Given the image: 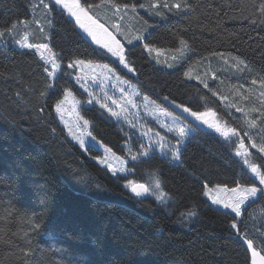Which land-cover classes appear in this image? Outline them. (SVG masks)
I'll return each mask as SVG.
<instances>
[{"label":"trees","instance_id":"1","mask_svg":"<svg viewBox=\"0 0 264 264\" xmlns=\"http://www.w3.org/2000/svg\"><path fill=\"white\" fill-rule=\"evenodd\" d=\"M138 2L147 5V0ZM188 3L192 12L176 15L164 10L163 19L145 14L143 8H138L143 17L131 13L132 29L145 39L131 51L126 47V68L116 58L96 55L99 46L81 33L66 11L54 8L48 24L39 0H0V30L16 24L22 33L24 21L38 19L40 25H29L28 41L48 44L61 65L53 79L44 71H51L50 65L35 49L14 42L20 36L0 39V264H251L250 247L241 234L264 253V199L251 201L235 217L205 195L207 188H234L228 183L233 176L241 184L251 183L231 133L225 137L195 125L177 158L152 149L148 157L132 162L130 156L143 140L124 132L96 103H87L88 93L75 83L77 68L71 76L63 75L70 71L69 61H98L136 83L142 95L164 104L174 101L193 112L212 110L225 128L244 137L240 151L252 153L251 162L264 172V162L247 138L253 135L259 143L264 133L249 132L244 115L236 111L247 112L264 99H257L264 92L257 79L264 77V15L259 9L264 0H255L256 6L252 0ZM103 12L112 15L109 8ZM145 20L153 26L147 32ZM132 29H127L130 37ZM144 43L181 57L163 64L165 58L155 50L149 53ZM237 64L247 68L240 72ZM49 83L53 87H47ZM67 90L80 100L91 134L126 159L131 172L113 173L95 160L101 151L94 146L84 149L69 136L54 111ZM248 96L253 103L244 99ZM250 118L260 125L258 113ZM126 143L134 147L129 150ZM156 180L167 194L165 202L156 198L158 192L152 194ZM129 181L152 191L136 196ZM233 221L240 234L232 228Z\"/></svg>","mask_w":264,"mask_h":264},{"label":"snow or ice","instance_id":"2","mask_svg":"<svg viewBox=\"0 0 264 264\" xmlns=\"http://www.w3.org/2000/svg\"><path fill=\"white\" fill-rule=\"evenodd\" d=\"M253 6L255 5V0H252ZM39 4L42 6V10L44 11L45 18L47 20L48 24H51L50 15L53 12L54 8L61 9V14H63V11H66L69 15V17L74 18L75 24L79 26V28L83 29V31L87 34V36L91 37V41H93L96 45L99 46L98 49H94L96 52V55L101 56L103 58L113 57L116 58V63L124 65V67H128L126 61H125V55H124V45L120 42V40H117L116 35L114 33L119 34L122 36V38L127 42L129 45V51L139 46V42L143 41L145 39V36L143 34H137L133 35L131 39H129L128 35L124 33L122 30V27L118 23H112L111 19L108 20L109 27L112 28V31L110 32L108 27H105L104 24L100 23L98 19H96L95 15H90V13H97L103 8H109L112 10V19H119L123 20L125 16L128 13H132L134 16H138V8H145L147 6L149 12L154 16H159L162 19L164 18V10H166L169 13H175L176 15H180L181 13H187L192 12L193 8L188 3V0H175V2H171V0H147V5L145 3H139L137 2H127V3H116L115 0H100L99 4L95 3H89V0H84V3H81V0H48V3H45V0H39ZM36 5H33L35 7ZM260 13L261 15H264V3H261L259 5ZM264 23V20L261 21ZM147 27L144 29L145 32H147V28L153 27L152 25H148L147 21H143ZM24 30L21 33V30L18 29L16 24H13L10 28L5 30H0V39L4 38L5 35L8 36H20L19 39H14V42L17 43L21 48H27V49H35L40 53L41 58L46 62V64L50 65L51 71H49L48 67L44 68V71L48 74L49 77L55 79L57 78V72L60 70L61 65L56 61L54 58L51 49L49 48V45L46 43L43 44H32L28 43V36H29V25L35 24L40 25V21L38 19L33 18L32 21H24ZM41 33L44 32V28L41 25L38 29ZM148 36L151 37V32H148ZM136 41L137 43H134ZM181 45H185L186 41L183 39L180 40ZM144 49H147L149 53L152 51H160L159 49H154L152 45L144 43L142 45ZM47 49L49 52L48 56L44 55V51ZM213 55H221L219 53H213ZM243 61H240V64H243ZM87 64L89 69L92 68H99L106 70L107 72H114L115 70L112 68H109L108 64H93L91 60L85 61L81 59H76L73 61H69L66 65V69L70 71H65L63 75L71 76V71H74L77 67H80L81 69L84 68V66ZM240 64H237L236 67L240 72H244L245 68H247V65H245L244 68L240 67ZM168 67H173V65L169 64ZM250 71V70H249ZM185 75H188V73H185ZM199 79V77H196ZM243 78V77H242ZM95 79V77H93ZM118 79V78H117ZM259 80V83L262 88H264V77H257ZM257 79H253L252 83L255 85L257 83ZM75 83L77 85H80L83 92L88 93L89 99L87 101L88 104H92L93 100H96L97 103L99 102L98 99L89 92L88 85L85 83V77L82 76H76L75 77ZM47 87L51 88L53 87L52 83H49ZM204 87L208 88L209 85L207 83H204ZM211 90V89H210ZM71 95V92H67L65 94V100H67L68 96ZM264 98V92L259 93L257 99ZM222 100H227V97H220ZM245 100H247L249 103H253L251 96L244 97ZM65 101H61L60 103L56 104V111L58 113L62 112V104ZM76 104L79 102L76 101ZM115 103V102H113ZM173 103H175L173 101ZM100 107L107 111V113L110 114L111 117L119 119L121 116V111H116L112 107H109L107 103H103L100 105ZM180 107H183L181 105ZM261 109H264V99H261V102L258 107H253L249 109L247 112L243 108H237L236 111L240 112L244 115L246 120V125L248 128V131L251 132L252 129H256V135H259L260 133H264V111ZM185 111L190 112V114L193 117H196L199 120H202L205 123H209L207 120H205V114L193 112L191 109L185 108ZM256 112L258 113V119L260 121V125L257 124L256 118H250L251 113ZM89 122L87 120L84 121V124L87 125ZM211 126L215 127L217 131L221 132L225 137H228L231 133L233 138V143H239V148L237 149V155L242 159L243 164L248 166V169L250 170L251 176H250V186L241 184L238 182V176H233L228 183L235 184L236 186L234 188L230 189V192L232 193L230 200H223L219 198H212V203L216 205H220L225 209H230L231 213L234 214L235 217H240L242 215V206H246L247 202L255 201L257 198L264 199V172L261 171V167L257 166L256 163L251 162L252 161V153L248 152L247 149L244 151H240V149H243L244 146V137L240 136V134L237 132L236 129L230 128L225 129L220 127L219 125L212 124ZM169 131H173L172 128L168 129ZM179 134H184V128L180 127L178 129ZM89 135H91L89 133ZM158 135V134H157ZM77 140L80 141V143L83 145L84 141L80 139L79 136L75 137ZM249 140H251L250 147L253 149H256V157L259 158L262 162H264V136L260 137V142L257 143V140L255 139V136L249 135L247 137ZM161 140L163 138H160ZM93 146L95 147V142L93 143ZM159 147L160 149H164L165 145L162 142H157L155 144L151 143L149 144V148L156 149ZM150 154L149 150H145L140 154H134L130 156V159L132 162H136L137 160H141L144 157H148ZM172 155L174 158H177L179 156V149H176L172 152ZM113 172H131L132 169H126L124 167L117 169H112ZM257 183L259 186H257ZM128 186L131 187V191L135 193L137 196H142L145 194H149L152 190L149 188L148 185L145 184H134L132 181L128 182ZM227 187V184L225 185ZM155 192L152 194H156L158 192V195L156 198L160 200L161 202H165L167 194L164 193L161 189V183L159 180L155 181ZM205 195L211 196L210 192H205ZM189 215H195V213L190 212ZM36 227H39V225H36ZM232 228L236 229L237 234L239 233V229L237 228L236 222L233 221ZM241 238L245 239L248 246L251 247L253 244V241L251 239H247L246 235L241 234ZM259 256V253L256 251L255 248L252 249V259L253 264H257V257ZM260 260H264V256L260 257Z\"/></svg>","mask_w":264,"mask_h":264},{"label":"rangeland","instance_id":"3","mask_svg":"<svg viewBox=\"0 0 264 264\" xmlns=\"http://www.w3.org/2000/svg\"><path fill=\"white\" fill-rule=\"evenodd\" d=\"M139 11L140 10H138V12ZM141 11L151 16V13L149 12L148 9L143 8L141 9ZM90 15H95L96 19H98L100 23L104 24L105 27H108L110 32L112 31V28L109 27L108 24L109 19H111L112 23L120 24L122 30L126 35H128L129 39H131L133 35L139 34L137 31L132 29L133 15L131 13H128L123 20H119L118 18L112 19V15L110 16L109 14L104 12H103L104 17L99 12L90 13ZM139 16L140 17L142 16L140 12H139ZM70 18L74 21V18L72 17ZM77 27L79 28L78 25ZM127 29L128 30L132 29L131 37L129 36V33H127ZM79 30L87 39L91 41V37L87 36V34L83 31V29L79 28ZM114 35H116L117 40H120V42L124 45V53H125V49L128 46L127 42L122 38L121 35L116 33H114ZM135 42L136 41H134V43ZM43 51L45 56L49 55L47 49ZM51 52L57 61L55 53L52 50ZM155 53L157 54V56L161 55L163 56V58H165L162 61L163 64L168 63V59H177L181 57V54L167 53L164 51H155ZM92 62L94 65L106 64L98 61H92ZM109 68L114 69L110 65ZM78 75L85 77V83L88 85L89 92L94 94V96L99 101L97 103L96 100H93V102L99 106L103 103H107L109 107H112L114 110L121 111L120 118L119 119L115 118V119L119 121V123L123 128V131L126 133L127 132L131 133L130 136L137 134L138 137L141 140H143L144 144H139L138 146L139 151L136 154H140L145 150H149L151 152L152 149L150 150L149 148L150 142L153 144L157 142H162L165 145L164 149H160L159 147H157L156 149L153 150H157L161 153L172 155V152L175 151L176 149H179L180 151L184 142L193 131L195 125L212 130H216L215 127L211 126L212 124H216L222 128H225L223 126V123L218 119L217 114L214 111L207 110L203 112H198L205 114L204 118L209 122V123H205L202 120L193 117L190 114V112L185 111V108H181L180 106L175 105L173 103L164 104L150 98L149 96L142 95L136 83L128 81L127 79L119 75L116 71L107 72L106 70L99 68H92L90 70L86 64L83 69L77 67V74L74 76V79ZM93 77H95V79H93ZM67 92H71V91L67 90L65 94ZM65 94L63 99L57 102L60 103L61 101H65L62 104L63 111L60 113L56 111L57 103L54 106V111L57 118L65 126L69 136L74 141L79 143L84 149L88 148L89 146H93V143L95 142L96 144L95 148H97L102 153V155L100 157H96L95 160L101 165L108 167L111 171L112 169L118 170L121 167L129 169L127 166L128 161L126 159L113 153L108 146H106L104 143H102L99 139H97L91 134L89 130L90 123L85 125L84 121L86 119L82 117L80 113V108H81L80 100H78L72 92L71 95L68 96L67 100H65ZM76 101H78L79 103L76 104L75 103ZM169 106H171L172 109L169 108ZM175 110H177L179 113H177ZM180 127H183L185 130L183 135L179 134L178 129ZM169 128H172L173 131H169L168 130ZM89 133L91 135H89ZM76 136H79L80 139L84 141L83 145L80 143L79 140L75 138ZM160 138L163 139L161 140ZM125 146L130 150L131 148L134 147V144L126 143ZM113 173L126 174L128 172L117 171ZM230 189L231 188H227L223 186L207 188L206 192H210L211 196L206 195V197L210 201V203H212L213 197L223 200H230L232 196ZM250 202H247V204ZM213 205L218 208L225 209L220 205H216V204ZM244 207L245 206H242V208ZM225 210H230V209H225Z\"/></svg>","mask_w":264,"mask_h":264},{"label":"water","instance_id":"4","mask_svg":"<svg viewBox=\"0 0 264 264\" xmlns=\"http://www.w3.org/2000/svg\"><path fill=\"white\" fill-rule=\"evenodd\" d=\"M135 184H143V183H135ZM133 193V192H132ZM134 195H136L135 193H133ZM147 194L145 195H142V196H146ZM137 196V195H136ZM255 248L256 251L259 253V256L257 257V264H264V260H260V257L261 256H264V253L259 250L256 246H254L252 244V246L250 247V255H251V264H253V259H252V249Z\"/></svg>","mask_w":264,"mask_h":264}]
</instances>
